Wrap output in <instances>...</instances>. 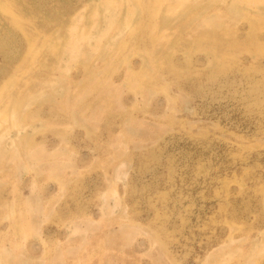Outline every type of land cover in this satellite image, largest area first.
I'll return each instance as SVG.
<instances>
[{
  "label": "rangeland",
  "instance_id": "obj_1",
  "mask_svg": "<svg viewBox=\"0 0 264 264\" xmlns=\"http://www.w3.org/2000/svg\"><path fill=\"white\" fill-rule=\"evenodd\" d=\"M263 245L264 0H0V264Z\"/></svg>",
  "mask_w": 264,
  "mask_h": 264
},
{
  "label": "bare ground",
  "instance_id": "obj_2",
  "mask_svg": "<svg viewBox=\"0 0 264 264\" xmlns=\"http://www.w3.org/2000/svg\"><path fill=\"white\" fill-rule=\"evenodd\" d=\"M182 5V4H181ZM183 6V5H182ZM203 59V58H202ZM138 86V85H137ZM11 120V119H10ZM5 123V122H4ZM130 172H131V170H130ZM78 187V186H77ZM45 205V204H44ZM260 235V234H259ZM261 242V241H260ZM264 246V245H263ZM257 252V251H256ZM255 256V255H254ZM257 257V256H256ZM202 262V261H201ZM225 262V261H224ZM250 263H251V261H250Z\"/></svg>",
  "mask_w": 264,
  "mask_h": 264
}]
</instances>
